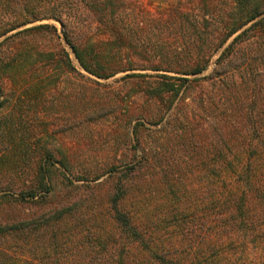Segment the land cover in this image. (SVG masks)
Segmentation results:
<instances>
[{"label":"trees","instance_id":"trees-1","mask_svg":"<svg viewBox=\"0 0 264 264\" xmlns=\"http://www.w3.org/2000/svg\"><path fill=\"white\" fill-rule=\"evenodd\" d=\"M171 5L153 12L144 0H0V72L9 48L36 54V36L52 33L60 39L55 25L36 23L52 19L83 70L104 79L123 72L121 78L134 79L144 103L142 120L131 129L133 160L121 169L111 165L105 203L79 195L37 217L0 223V240H15L14 253L18 248L35 260L0 250V264H51V251L53 264H264V133L249 137L242 151L231 132L214 146L197 148V141L185 136L181 118L169 114L217 53L212 71L203 76L208 81L264 68V29H257V48L244 45L253 27H264V0H179ZM82 15L102 39L76 41L73 29ZM150 31L157 34L153 40ZM18 39H23L19 46L14 43ZM59 50L60 60L75 71L69 53ZM254 87L264 105V87L258 81ZM151 135L163 139L159 151ZM52 157L46 152L43 158ZM189 158L188 172L195 185L203 186L199 199L186 183V170H171ZM34 173L35 182L22 198L43 199L52 190L48 164Z\"/></svg>","mask_w":264,"mask_h":264},{"label":"rangeland","instance_id":"rangeland-1","mask_svg":"<svg viewBox=\"0 0 264 264\" xmlns=\"http://www.w3.org/2000/svg\"><path fill=\"white\" fill-rule=\"evenodd\" d=\"M176 1L179 0H144V3L153 12H159L158 9L167 4L175 6ZM36 23L55 25L60 39L52 33L36 36L33 39L38 47L36 54L30 51L31 54L22 55L21 51L9 48L5 56L7 65L0 72L1 224L37 217L71 201L74 196L87 194L96 202L105 203L113 179L108 177L109 169L111 165L121 169L125 163L133 160V151L129 148L131 129L137 120H142L140 115L144 114V103L136 92L133 78H121L123 72L106 79L86 72L61 39V26L57 21L44 19ZM74 26L73 37L77 42L102 39V34L85 15ZM171 29L177 30L175 27ZM257 29L264 27L255 26L245 36L244 45L247 48H257L260 39ZM148 35L152 40L157 37L153 31ZM22 40L14 43L19 46ZM61 47L69 53L75 71L65 59L60 60ZM217 55L212 57L208 68L198 75L201 78L189 83L185 99L179 101L169 114L175 113L181 118L185 136L190 135L192 141L196 140L197 148H201L200 145L214 146L220 137L226 136V132H231L236 137L237 151H242L250 143L249 137L253 139L255 135L264 133V105L253 90L255 81L264 87V68L258 66L260 69H254L248 76L245 70L232 71L219 82L208 81L203 76L212 71ZM137 72L155 73L152 70ZM218 89L223 91V97H220ZM110 105L111 110L100 111V108ZM145 107L152 109L149 104ZM96 109L98 112L91 115V111ZM165 121L166 117L163 123ZM145 126L154 128L148 123ZM143 133L145 135L147 132ZM151 137L152 146L159 151L157 147L163 139L159 135ZM46 152L52 153V160L43 158ZM137 153L140 154V151L137 150ZM43 162L50 168L52 190L43 199L22 198V192L35 182L34 169ZM50 162L54 164L50 165ZM190 162V158L186 159L179 168L174 165L171 170H186V183L199 199L203 196V186L194 184L192 174L188 172ZM98 173L104 174L94 179ZM82 175V180H75ZM103 221L106 222L105 219ZM102 225L110 229L107 223ZM15 243V240H0V250L13 256L20 254L26 261L34 260L31 255L18 252V248L14 253ZM53 260L51 251V264Z\"/></svg>","mask_w":264,"mask_h":264}]
</instances>
